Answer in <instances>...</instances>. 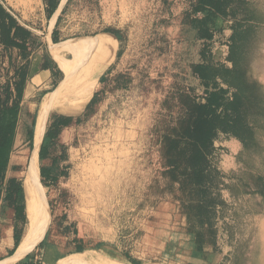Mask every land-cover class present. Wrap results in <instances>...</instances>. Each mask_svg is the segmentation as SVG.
Wrapping results in <instances>:
<instances>
[{
    "label": "rangeland",
    "instance_id": "1",
    "mask_svg": "<svg viewBox=\"0 0 264 264\" xmlns=\"http://www.w3.org/2000/svg\"><path fill=\"white\" fill-rule=\"evenodd\" d=\"M0 2L33 29L35 52L60 79L66 74L52 61L54 30L61 38L55 45L91 43L75 64L86 68L102 56L101 73L89 84H95L90 99L96 94V103L86 116L92 99L49 115L46 131L54 114L81 121L59 136L58 183L50 199L39 197L38 237L44 234L35 255H45L49 243L61 246L59 236L68 226L84 246L78 258L88 264H256L264 230V0H222L223 12H215L202 32L185 25L194 0H55L57 7L49 10L45 0ZM198 63L240 72L257 87L239 116L223 106L216 110V126L199 156L201 191L195 195L180 186L185 179L168 176L162 156L164 137L182 117L177 93L229 91L228 98L232 91L220 78L194 79L191 66ZM23 66L17 49L0 44V89L14 88ZM66 79L58 89L63 96L75 86ZM41 96L23 97L3 179L24 183V205ZM62 98L51 100L61 104ZM237 117L248 129L236 130L244 142L232 133ZM7 196L0 212L10 210ZM181 198L197 202L198 212L184 214Z\"/></svg>",
    "mask_w": 264,
    "mask_h": 264
},
{
    "label": "trees",
    "instance_id": "2",
    "mask_svg": "<svg viewBox=\"0 0 264 264\" xmlns=\"http://www.w3.org/2000/svg\"><path fill=\"white\" fill-rule=\"evenodd\" d=\"M195 5L189 10L185 18V25L202 32L203 28H209L208 22H211L216 13L222 11V0H194ZM58 2L49 0L50 9L56 8ZM48 11V15H50ZM56 30L53 32L55 39ZM33 35L24 28L15 18L12 12L8 11L0 2V44L5 49H17L21 53V58L25 61V66L18 73L20 81L15 87L8 85L6 89H0V185L5 177L10 155L13 151V144L17 124L20 117V106L24 97V89L28 76L29 56L33 51ZM56 40V39H55ZM45 65L43 68L45 69ZM194 79L211 83L217 78L231 89V95L227 98L229 91L224 92H205L204 96H199L193 89L180 90L177 93L178 103L182 110V117L176 127H173L171 133L164 137L162 156L169 168L167 174L175 179H185L180 186L183 190L199 195L201 187L199 184V156L206 144L210 142L211 133L215 128V113L219 107L225 110L231 109L238 116L244 100L252 101L255 93L253 90L257 87L256 83L249 81L246 76L240 72L224 68H216L204 64H194L191 66ZM102 81V80H101ZM249 93V95H248ZM204 100V102H202ZM224 100L226 103H224ZM96 103V94H94L88 109ZM81 121V117H71L54 114L51 117V124L48 127L39 158L41 161L51 160V167L57 168L61 157H58L56 149L59 146V136L63 129L73 123ZM232 133L244 142V137L236 133L237 131H247V127L242 124L239 117L231 123ZM48 149H51L50 155ZM171 170V171H170ZM41 179L45 180L47 168L41 167ZM173 172V175H171ZM177 173V174H176ZM28 179V178H27ZM55 181V180H54ZM23 197L22 182L17 179L10 180L8 196L11 206L17 209L21 217L25 216V208L20 200ZM181 209L184 214H196L200 209L197 202L194 204L184 202L181 198ZM16 242L18 237L15 236Z\"/></svg>",
    "mask_w": 264,
    "mask_h": 264
},
{
    "label": "crops",
    "instance_id": "3",
    "mask_svg": "<svg viewBox=\"0 0 264 264\" xmlns=\"http://www.w3.org/2000/svg\"><path fill=\"white\" fill-rule=\"evenodd\" d=\"M45 1H46L45 8L49 10L50 9L49 0H45ZM62 7L63 6H61V8ZM61 8L55 12L54 17L51 20L50 29L54 27V24L56 22L57 16L59 15ZM24 28L29 30L34 37L33 29H31L30 27L29 28L24 27ZM58 32L59 31L56 30V33H55L56 40L53 38V33L50 38L53 44V48L51 50L52 61H53L54 67L58 65L57 67H59L60 70L64 72V74H66V77L68 78L69 76L71 78L72 71L75 68L74 61L76 57L78 56L74 55L73 53H70L72 55L71 60L65 59L64 56L67 52L72 51L71 48L73 44L77 41L66 42L60 45H55V44H59L61 41V38L59 37L60 33ZM79 42L84 47V51L87 49L88 45H91V43H88V42H84V43H81V41ZM37 58H38V61L36 60ZM28 60H29V74L27 76V81H26L27 89L24 93L25 96H24L23 101H25L26 97L30 96V93L35 92V94L39 93L40 95H42L40 108L42 105L43 98L48 94H52L51 98L53 99L63 97L62 98L63 102L61 104H57V101L52 100L55 107H59L62 104H64L67 101V99L71 96V94L73 93V92L72 93L67 92L63 96V94H59L58 92V89L61 86V84L67 81L66 77H62V79H60L61 77H59V75H57L55 72H52L51 68L48 66V63H47L48 61L43 60L41 56L39 57L37 55V53L35 52L34 46H33V51L31 55L29 56ZM43 65L46 66L45 69L43 68ZM71 66H73V69L71 71L66 72L65 70ZM94 86L95 84L87 87V89L77 97L74 106L69 111H74V109L79 106V103H77V100H81L80 103L82 102L83 106H85L87 103H84V100L90 99ZM93 96H94V93H93ZM51 98H46V99H51ZM40 108H39V111H40ZM38 114L39 112H37V118H38ZM36 124H37V120H36ZM65 129H63V131ZM46 132L47 131H45L44 137L46 135ZM44 137H43V140H44ZM33 138L35 140V129L33 133ZM43 140H42V143H43ZM41 145H40L38 153L41 150ZM34 150H35V145H34ZM47 151L50 155L51 149H48ZM34 154H35V151H34ZM39 161H41L40 158H38V165H39ZM41 162L43 163L42 167L47 168V171H46L47 174L45 175L44 182H42V179H40L39 197L40 198L42 197L43 200H48L51 198L52 189L58 183V179H57L58 167L57 168L51 167V160L49 158ZM32 166H33V163H32ZM40 169L41 167H39V170ZM31 172H32V168H31L30 173ZM40 175H41V171H40ZM9 187H10V182L8 181H4L0 185V206L4 204L3 202L4 193L5 192L8 193ZM22 188H23V195H25L24 183H22ZM26 188L29 194V200H27L25 196L26 204L24 205V208H25L24 217H21L19 213L17 212V209L11 206L10 201H8V206H7L8 209H10L9 212L7 211L0 212V228H1L0 230H2V234L0 238V264L11 263V261L15 258L22 244L23 237L26 234L27 228L29 226L30 193H31V188H32L31 174H29L28 176V179L26 182ZM40 198L38 201H40ZM39 207L40 205L38 203L35 216H34V219L31 225L30 244L28 248L26 249L25 253L21 257L13 261L11 264H81V263L88 264L85 258H78L80 253L83 251L84 246L82 245L80 236H78L75 233L74 229L68 226L62 229L63 233H61L59 236V241H60L61 246L56 245L54 243L53 244L49 243L44 250L45 255L43 254L42 256H40L41 258L38 255H35L37 243L41 240L44 234L43 232L42 235H40L41 237H38L40 233V224H41V216L39 213ZM15 236L18 237L17 242L15 240ZM47 237H50V235H48Z\"/></svg>",
    "mask_w": 264,
    "mask_h": 264
},
{
    "label": "bare ground",
    "instance_id": "4",
    "mask_svg": "<svg viewBox=\"0 0 264 264\" xmlns=\"http://www.w3.org/2000/svg\"><path fill=\"white\" fill-rule=\"evenodd\" d=\"M24 1L25 3H29V2H33L34 0H24ZM71 50H70L71 52H67L64 57L70 55V53H73L74 55L80 57L84 53V47L80 44L79 41L73 44ZM101 58H102L101 54L98 53L96 56H94V59L90 62V65H88V67L86 68L84 66V63H81L80 61H78V63L75 64V68L71 74V78L74 80L75 83V86L73 87L74 90L71 96L67 99V101L64 104H62L59 107H55L51 99H46L41 105L37 118L36 129H35V140H34L35 154L33 158V166L31 172L32 188L30 193L29 226L27 228L26 234L23 237V241L20 246V249L18 250L15 258L11 261V263L25 253L31 241V225L38 205L39 188H40V170L38 165V151L46 131V125L49 114L51 112L66 113L72 109V107L76 102L77 97L87 89L89 84L95 78H97L100 75ZM261 224H263L264 226V222H262ZM259 237L261 239L259 240L258 253L256 255L257 257L256 264H264V230L262 231L261 236ZM11 263H7V264H11ZM81 264H85V263H81Z\"/></svg>",
    "mask_w": 264,
    "mask_h": 264
}]
</instances>
